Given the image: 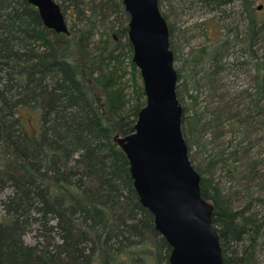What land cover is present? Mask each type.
Wrapping results in <instances>:
<instances>
[{
    "label": "rangeland",
    "instance_id": "1",
    "mask_svg": "<svg viewBox=\"0 0 264 264\" xmlns=\"http://www.w3.org/2000/svg\"><path fill=\"white\" fill-rule=\"evenodd\" d=\"M245 1L158 5L169 27L180 105L202 132L191 139L189 160L211 198L219 195L235 215V224L246 211L259 229L254 250L247 236L239 244L229 237L232 262L242 257L245 264H264V26L249 27ZM248 1L262 6L256 18L264 21V0ZM53 2L67 33L47 30L27 0H0V264L48 251L75 252L94 264H168L169 249L155 229L154 237L148 228L115 255L112 241L124 221L109 212L107 196L128 198L133 186L118 174L113 191L101 193L86 174L89 156L112 166L97 150L99 120L116 130L114 137L128 134L145 103L128 37L108 30L109 0ZM54 42L65 54V68L42 71L33 98L35 78L26 65L12 63L41 57ZM86 75L98 86L97 106L74 92L73 79ZM84 117L88 127L80 142L73 120ZM35 128L40 133L33 138ZM31 141L27 158L13 156ZM65 194H76L81 204H68ZM81 230L90 233L92 244L79 240Z\"/></svg>",
    "mask_w": 264,
    "mask_h": 264
},
{
    "label": "water",
    "instance_id": "2",
    "mask_svg": "<svg viewBox=\"0 0 264 264\" xmlns=\"http://www.w3.org/2000/svg\"><path fill=\"white\" fill-rule=\"evenodd\" d=\"M48 29L67 33L53 0H27ZM129 16L131 62L139 71L145 103L133 131L115 136L124 154L139 204L153 217L154 229L169 247L168 264H223L213 206L201 197L181 131L182 106L168 25L158 0H122ZM261 7L258 8L260 10Z\"/></svg>",
    "mask_w": 264,
    "mask_h": 264
},
{
    "label": "trees",
    "instance_id": "3",
    "mask_svg": "<svg viewBox=\"0 0 264 264\" xmlns=\"http://www.w3.org/2000/svg\"><path fill=\"white\" fill-rule=\"evenodd\" d=\"M110 4L112 5V17L110 21L107 23L108 30H111V32L117 34V35H123L127 36L128 32V21L129 16L125 12L122 0H109ZM211 1V0H209ZM218 4L222 5L228 2L229 0H215ZM254 2L246 0L244 3V6L246 7L248 11V21H249V27L252 29H255L257 27L264 26V21L257 20L256 18V11L257 8L253 7ZM159 6V5H158ZM261 6V5H260ZM169 30V27H168ZM171 49V48H170ZM65 54L63 50L60 48V44L58 42L51 43L48 52L45 53L41 57H36L34 59H30L27 57L25 59L24 56L19 58L18 60H15L12 64L16 67H21L23 65H26L30 72L32 73L33 77L35 78V82L33 84V87L31 88V95L34 98V91L39 87L40 84V75L41 72H45L47 69L51 67L65 68L63 63ZM132 69L136 70L135 66L131 62ZM65 73V72H64ZM66 74V73H65ZM75 81L74 86V92L76 95L79 96L80 99L89 101L92 105L97 106L99 102V96L96 95V92L98 91V86L93 81L89 75H86L84 80L79 81L78 79H73ZM70 82L72 80L70 79ZM80 82L79 84H76ZM262 82L264 83V79H262ZM83 87H87L90 90V94L88 96L83 90ZM178 76H177V83H176V95L177 99L180 103V100L178 98ZM264 90V84H261L260 92H263ZM185 110L182 108V118H181V131L182 135L184 137V140L188 147V152L190 151L191 144L190 142L193 137L200 136L201 129L198 127V120H196L193 116H185ZM138 113V112H137ZM136 113V114H137ZM25 115H29V112H27ZM75 115H73V118ZM136 118V115H135ZM36 120V119H35ZM77 120V121H76ZM80 120V123L78 122V119H74L73 122H75V128L77 129L78 135H76L77 141H82L83 137L86 134V129L88 127L87 120L84 117V120ZM135 121V119H134ZM133 121V126H134ZM133 126L131 127V130L128 134H130L133 131ZM40 133L37 128L33 130L32 137L35 138ZM116 133V130L109 129L107 127V124H105L102 119L99 120V126L97 128V137L99 139V144L97 150L103 154L104 161L107 163L112 164L111 167L106 168V166L101 163V161L97 160L94 156H89L86 163V174L89 176V178L92 180L93 183H95L99 189L100 192L104 191H113L114 188V180L118 178V174L120 176H123L124 180L131 186L132 180L129 175V165L128 162L120 150L119 152L115 153L113 149L118 147L114 143V134ZM37 134V135H36ZM128 134L121 136H126ZM194 135V136H193ZM33 143L32 141L25 147L23 150H17L14 151V154H18V157L24 156L27 158L28 155L26 152L33 150ZM119 150V149H118ZM22 151V152H21ZM221 152V150L219 151ZM193 166V165H192ZM193 168L196 170V172L199 174L198 170L193 166ZM200 175V174H199ZM201 178V176H200ZM203 179L201 178L200 181V191H201V197L211 203L213 206V215H212V224L216 228L218 235H219V243L221 248V255L223 264H245V258H238L236 257V260L232 262V256L230 254V248H229V237L232 236L233 240L239 244V242H242V237L247 236L249 240V247L250 250H254L255 247V241L259 234V229L254 225V220L246 219L244 213L246 214V211L241 213V218L238 221V223L235 224V215L233 213L229 212V208L224 205V202H222L219 198V195H216V198H211V195L208 193L207 187L204 185ZM65 199L68 202V204L73 205H80L81 204V198L77 196L76 194H65ZM249 199L251 202L253 201L254 197L252 195H249ZM18 201V200H17ZM107 208L109 212L112 211L115 212V215L117 219L123 220L122 228L116 232L114 239H113V245H112V251L115 253L116 256H119L121 253V248H123L125 245L137 240H141L143 238L144 233L149 228L151 231H153V236L157 235L154 231V224H153V217L152 215L144 209L138 201V197L136 196L134 189L131 191V195L128 198H123L120 196H115L114 198H111V194L107 196ZM79 237L83 243L88 244V242H91V236L90 233L81 230L79 233ZM164 241V240H163ZM165 243V242H164ZM92 244V242H91ZM168 247V246H167ZM242 252L246 255L247 254V247L243 245ZM12 249V248H11ZM169 249V247H168ZM169 251V250H168ZM237 256L238 253H237ZM249 256V255H248ZM247 256V258H248ZM58 261L57 264H94L93 260L87 261L84 260V258L81 257V254L75 253V252H35L30 255L27 254H20V255H14L12 258V264H49V262ZM55 263V262H54ZM104 264V263H102ZM107 264V263H105Z\"/></svg>",
    "mask_w": 264,
    "mask_h": 264
},
{
    "label": "flooded vegetation",
    "instance_id": "4",
    "mask_svg": "<svg viewBox=\"0 0 264 264\" xmlns=\"http://www.w3.org/2000/svg\"><path fill=\"white\" fill-rule=\"evenodd\" d=\"M32 7H33V6H32ZM259 7H262V6H259ZM259 7H258V8H259ZM258 8H257V10H258ZM260 10H261V9H260ZM43 24H44V23H43ZM44 27H46V26L44 25ZM46 29H47V30H51V29H48L47 27H46Z\"/></svg>",
    "mask_w": 264,
    "mask_h": 264
}]
</instances>
